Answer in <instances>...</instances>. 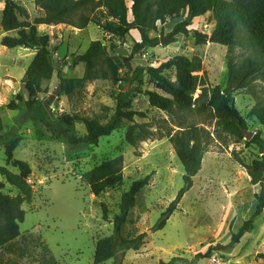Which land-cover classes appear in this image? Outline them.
<instances>
[{
	"label": "rangeland",
	"instance_id": "374dc122",
	"mask_svg": "<svg viewBox=\"0 0 264 264\" xmlns=\"http://www.w3.org/2000/svg\"><path fill=\"white\" fill-rule=\"evenodd\" d=\"M2 2L5 1L0 0L3 143L17 135L22 137L14 157L31 166L32 175L28 183L33 191L32 197L23 205L26 216L20 224L19 238L1 251L4 264H95L97 241L113 234V225L103 220L101 205L108 206L111 217L118 215L122 195L134 182L148 176H151L150 183L137 195V203L130 210L123 228V235L127 238L145 233V243L139 251L118 252L115 258L104 264H162L175 257L191 262L197 253H205L210 247L215 251L198 264H264V216L255 225L247 245L225 248L230 244L231 232L237 233L243 222L253 216L257 207L255 195L260 192V186L252 184L247 168L262 155L259 147L249 142L257 133L264 139V126L250 116L256 103L255 97L247 91L234 94L236 108L247 123L248 130L245 132L254 135L251 139L245 136L243 140L237 141L220 131L217 119L211 112L187 116V123L208 130L213 141L204 156L201 171L193 179L194 186L184 195L178 211L163 230L154 231L162 213L184 186V168L169 138L156 135L134 148L126 142L130 123H125L122 129L111 136L101 138L97 146L69 147L64 142L52 139L51 132L41 121H22L21 116L28 100L23 78L36 52L24 47L9 49L2 46L4 36H17L16 31L6 33L2 29ZM17 2L27 9L29 22L34 23L38 18L45 17V12L36 6L35 0ZM97 15L105 21L102 13ZM128 18L133 20L132 12ZM184 18H169L159 25L157 33H152L153 37L160 39L172 35L171 43L161 42L158 47L138 53L134 52V48L141 37L136 30L123 40L108 35L94 23L85 29L59 24L40 25L38 30L40 34L51 36L53 64L58 68L63 67L64 74L76 80L84 77L86 64L79 63L73 69L71 65L86 53L94 41H101L108 47L110 55L117 59L123 57L117 55L116 49L127 47L134 54L130 62L143 68H158L175 56L188 57L193 63V75L199 79L194 94L196 99L204 89L210 94L216 86L225 88L229 49L212 42L198 45L196 40L184 35L174 37L175 25ZM20 19L25 21L24 17ZM215 25L214 15L210 12L196 18L190 29L193 33L197 31L211 36ZM234 54L240 60L248 53L239 47L234 50ZM122 62L125 63L124 60ZM104 67L108 69L107 65ZM124 74L125 70H122L120 82L97 79L80 83L69 96L62 93L60 80L55 74L52 81L44 84L47 93L40 95V100L44 103L60 90L51 105L56 117L79 114L104 121L115 112L118 96L129 93L136 86L125 82ZM165 75L172 80L176 78L175 71H167ZM140 87L143 92L155 91L165 95L147 74ZM255 91L264 98V80L256 82ZM19 95L22 97L20 110H9L7 105ZM132 110L145 113L148 118H136V122L149 123L158 134L179 130V117L171 118L166 112L151 107L149 97L145 94L133 102ZM76 131L78 136L87 132L83 124H77ZM3 143H0V167L18 174L16 168L7 164ZM119 157L123 160V182L100 196L92 194L89 186L82 181L83 175ZM0 191L11 195L19 193L2 175Z\"/></svg>",
	"mask_w": 264,
	"mask_h": 264
},
{
	"label": "trees",
	"instance_id": "16d2710c",
	"mask_svg": "<svg viewBox=\"0 0 264 264\" xmlns=\"http://www.w3.org/2000/svg\"><path fill=\"white\" fill-rule=\"evenodd\" d=\"M1 26L4 32H17V36H4L1 44L9 49L19 47L34 50L35 56L30 63L23 85L28 96L26 109L21 120H39L46 125L54 140L64 142L69 147L97 146L101 138L109 137L122 129L125 123H130L126 131V142L136 148L142 142L159 136L167 137L175 148L176 154L184 168V186L176 199L162 213L154 231L163 230L169 219L178 211L184 195L194 186V177L202 169L205 154L212 144V134L194 123H187V116L193 113H213L217 119V127L237 141L245 138L247 123L235 105L234 94L247 91L252 94L256 103L250 111L260 125L264 126V98L255 91L256 82L264 80V0H35L37 7L45 12V17L38 18L34 23L28 21V11L17 0H4ZM131 3V6L129 4ZM132 12L133 20L128 16ZM213 13L215 29L211 36L190 29L196 18ZM97 13H102L103 22ZM184 16L183 21L174 27V37L184 35L196 40L198 45L208 42L228 47L227 56L228 80L225 88L216 86L210 94L204 89L198 98H194L199 86V79L193 75V63L185 56H175L160 67L143 68L129 63H123L125 58H114L101 41H94L80 58L74 60L71 69L79 63L86 64V72L81 80H76L64 74L63 67L55 66L51 59V36L40 34V25L65 24L78 29H85L91 23L101 27L112 37L125 39L131 31L139 32L141 41L135 45L138 53L147 48H155L161 44L157 33L159 25L167 19ZM21 17L25 21H21ZM175 39V38H174ZM243 48L248 54L238 60L234 54L237 48ZM66 64L62 65L65 66ZM104 65L108 66L105 69ZM125 70L124 81L132 86L129 93H121L117 98V107L113 115L102 121L100 118H87L79 114L63 115L53 119L45 110L40 95L46 94V82L52 81L57 74L62 93L72 95L80 83L92 82L97 79H112L120 82L121 71ZM175 71V80L167 77L165 72ZM110 73V75H109ZM155 82L158 89L165 95L155 91L143 92L140 86L145 75ZM149 97L151 107L166 112L171 118L179 117V130L158 134L149 123H137L136 118L147 119L143 112L132 110L133 102L141 95ZM22 97L17 96L7 108L20 110ZM77 124H83L87 130L83 136H78ZM4 124L0 108V143H3ZM22 141L17 135L5 141L6 161L16 168L18 174H12L5 167H0V175L8 183L19 190L17 195L5 194L0 191V264H4L1 251L20 236V224L24 222L26 212L24 203L33 195L32 186L28 183L32 175L31 166L14 157L15 150ZM261 150V157L254 160L248 168L253 185L260 186V192L255 195L257 202L253 216L244 221L237 233L231 232L229 247L241 248L247 245L249 236L255 230V223L264 213V139L257 133L249 142ZM122 157L105 162L85 173L82 181L89 186L95 196H100L109 189L123 182ZM151 176L138 180L122 195L119 206L120 213L114 217L109 214L106 204H102L103 220L113 225V234L99 239L96 243L94 263L104 264L116 257L118 252L130 250L139 251L145 243L146 234L134 238L123 235L124 225L128 221L130 210L137 203V195L149 185ZM215 251L210 247L205 253L199 252L193 261L188 262L175 257L162 264H198L200 260L208 259ZM122 264V263H121Z\"/></svg>",
	"mask_w": 264,
	"mask_h": 264
},
{
	"label": "water",
	"instance_id": "95a60500",
	"mask_svg": "<svg viewBox=\"0 0 264 264\" xmlns=\"http://www.w3.org/2000/svg\"><path fill=\"white\" fill-rule=\"evenodd\" d=\"M195 32V31H194ZM161 42H166V43H171L172 42V35H170L167 39H161ZM116 53L117 55L125 58L124 62L125 63H129L133 58H134V54L133 53H130L129 49L125 46H121L119 47L118 49H116ZM81 58H77V61H79ZM60 90H57L53 95H51L48 100H46L44 102V107H45V110L47 111V113L53 118V119H56V116L54 115L53 111H52V103L54 102V100L56 99L57 97V94L59 93ZM245 136L248 138V139H251L254 135L253 134H249L248 132H245L244 133Z\"/></svg>",
	"mask_w": 264,
	"mask_h": 264
},
{
	"label": "crops",
	"instance_id": "0c3cea01",
	"mask_svg": "<svg viewBox=\"0 0 264 264\" xmlns=\"http://www.w3.org/2000/svg\"><path fill=\"white\" fill-rule=\"evenodd\" d=\"M1 4H2V8L4 9V7H5V3L2 2ZM3 9H2V10H3ZM261 216H264V213H263ZM261 216H259V217L257 218L255 225H257L258 221L262 218ZM255 228H256V226H255ZM249 244H250V243H249ZM249 244H248V246H249Z\"/></svg>",
	"mask_w": 264,
	"mask_h": 264
}]
</instances>
